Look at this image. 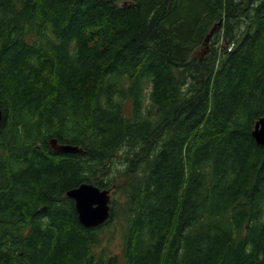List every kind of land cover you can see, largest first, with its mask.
<instances>
[{
  "label": "trees",
  "instance_id": "trees-1",
  "mask_svg": "<svg viewBox=\"0 0 264 264\" xmlns=\"http://www.w3.org/2000/svg\"><path fill=\"white\" fill-rule=\"evenodd\" d=\"M0 108V264H264V0H0Z\"/></svg>",
  "mask_w": 264,
  "mask_h": 264
},
{
  "label": "water",
  "instance_id": "water-1",
  "mask_svg": "<svg viewBox=\"0 0 264 264\" xmlns=\"http://www.w3.org/2000/svg\"><path fill=\"white\" fill-rule=\"evenodd\" d=\"M3 110L0 108V123ZM253 137L256 143L264 148V118L255 123ZM51 148L57 153H85L80 147L62 144L57 138L50 139ZM67 196L75 201L79 222L87 227H97L110 218L111 190L101 189L92 183H83L67 192Z\"/></svg>",
  "mask_w": 264,
  "mask_h": 264
},
{
  "label": "rangeland",
  "instance_id": "rangeland-1",
  "mask_svg": "<svg viewBox=\"0 0 264 264\" xmlns=\"http://www.w3.org/2000/svg\"><path fill=\"white\" fill-rule=\"evenodd\" d=\"M119 196L117 194L113 195V199H117ZM105 242L96 249V252L107 250V254L109 255H117L121 254L123 247V237L121 226L117 224V222H113V225L106 227L105 232ZM106 247V249H103Z\"/></svg>",
  "mask_w": 264,
  "mask_h": 264
},
{
  "label": "bare ground",
  "instance_id": "bare-ground-1",
  "mask_svg": "<svg viewBox=\"0 0 264 264\" xmlns=\"http://www.w3.org/2000/svg\"><path fill=\"white\" fill-rule=\"evenodd\" d=\"M198 93H199V92H198ZM198 96H199V95H198ZM253 114H254V113H253ZM260 118H264V117H260ZM260 118H259V119H260ZM259 119H258V120H259ZM258 120H257V121H258ZM66 145H69V146H72V147H77V146H78V145H73V144H68V143H66ZM78 147L82 148V149L84 150V152L86 153V149H84V148L81 147V146H78ZM85 153H83V154H85ZM66 154H68V153H66ZM71 154H78V153H71ZM70 190H71V189H70ZM68 191H69V190H68ZM68 191H67V192H68ZM66 195H67V193H66ZM110 218H111V216H110Z\"/></svg>",
  "mask_w": 264,
  "mask_h": 264
},
{
  "label": "flooded vegetation",
  "instance_id": "flooded-vegetation-1",
  "mask_svg": "<svg viewBox=\"0 0 264 264\" xmlns=\"http://www.w3.org/2000/svg\"><path fill=\"white\" fill-rule=\"evenodd\" d=\"M2 123V122H1ZM0 127H1V125H0ZM50 141V140H49ZM49 146H50V143H49ZM51 147V146H50ZM52 149V148H51ZM52 151H54L53 149H52ZM55 153H57L56 151H54ZM102 225H99L98 227H94V228H100ZM87 228V227H86ZM88 229H92V228H88ZM98 252V251H97ZM97 256L99 257L100 256V251L97 253ZM8 257H10V256H8ZM106 260H107V257H106Z\"/></svg>",
  "mask_w": 264,
  "mask_h": 264
}]
</instances>
